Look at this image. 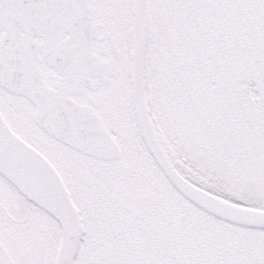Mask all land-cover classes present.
Listing matches in <instances>:
<instances>
[{
	"label": "snow or ice",
	"instance_id": "snow-or-ice-1",
	"mask_svg": "<svg viewBox=\"0 0 264 264\" xmlns=\"http://www.w3.org/2000/svg\"><path fill=\"white\" fill-rule=\"evenodd\" d=\"M0 264H264V0H0Z\"/></svg>",
	"mask_w": 264,
	"mask_h": 264
}]
</instances>
